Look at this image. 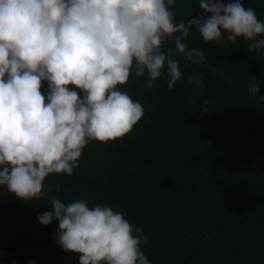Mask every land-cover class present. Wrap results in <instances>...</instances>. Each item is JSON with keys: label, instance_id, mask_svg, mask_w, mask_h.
<instances>
[{"label": "clouds", "instance_id": "clouds-1", "mask_svg": "<svg viewBox=\"0 0 264 264\" xmlns=\"http://www.w3.org/2000/svg\"><path fill=\"white\" fill-rule=\"evenodd\" d=\"M177 0H0V188L22 201L51 191L52 174L73 175L93 141L123 138L144 117L128 89L130 77L146 90L166 75L172 89L182 77V56L208 63L189 48L191 29L205 42L236 43L264 55V20L241 0H198L208 14L178 24ZM171 44L173 46L169 47ZM224 78V73H220ZM188 81L201 92V74ZM255 76L248 91L264 103ZM46 84V87H45ZM207 102L202 115L208 111ZM38 214L64 252L79 264H151L141 245L148 236L108 204L51 198Z\"/></svg>", "mask_w": 264, "mask_h": 264}, {"label": "trees", "instance_id": "trees-1", "mask_svg": "<svg viewBox=\"0 0 264 264\" xmlns=\"http://www.w3.org/2000/svg\"><path fill=\"white\" fill-rule=\"evenodd\" d=\"M243 5L264 20V0ZM171 10L178 24L200 11L198 0ZM187 44L208 63L177 57L182 77L172 89L166 75L151 90L130 77L145 115L123 138L87 145L73 175L45 180L51 191L42 199L0 188V264H79L54 239L58 221L37 220L53 197L123 212L148 236L141 247L151 264H264V103L248 91L255 76L264 95V55L243 39L205 42L194 28ZM195 72L203 92L188 81Z\"/></svg>", "mask_w": 264, "mask_h": 264}, {"label": "water", "instance_id": "water-1", "mask_svg": "<svg viewBox=\"0 0 264 264\" xmlns=\"http://www.w3.org/2000/svg\"><path fill=\"white\" fill-rule=\"evenodd\" d=\"M247 1L249 0H241L242 4H245ZM223 2L227 3L228 0H223ZM207 15L206 13H203L202 10L196 12L195 14H193L192 16H190L188 19L182 21L181 23L179 24H185L186 26L189 24V22H195V19L197 18H207Z\"/></svg>", "mask_w": 264, "mask_h": 264}]
</instances>
